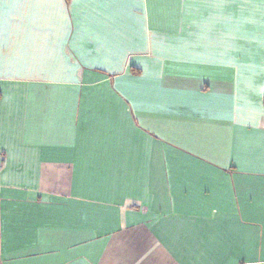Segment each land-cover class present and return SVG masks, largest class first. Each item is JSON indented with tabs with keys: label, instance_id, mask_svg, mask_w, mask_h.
Masks as SVG:
<instances>
[{
	"label": "crops",
	"instance_id": "1",
	"mask_svg": "<svg viewBox=\"0 0 264 264\" xmlns=\"http://www.w3.org/2000/svg\"><path fill=\"white\" fill-rule=\"evenodd\" d=\"M0 264H264V0H0Z\"/></svg>",
	"mask_w": 264,
	"mask_h": 264
}]
</instances>
